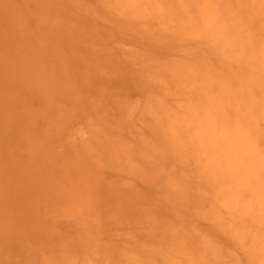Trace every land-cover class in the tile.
I'll return each instance as SVG.
<instances>
[{
    "label": "rangeland",
    "instance_id": "obj_1",
    "mask_svg": "<svg viewBox=\"0 0 264 264\" xmlns=\"http://www.w3.org/2000/svg\"><path fill=\"white\" fill-rule=\"evenodd\" d=\"M261 18L263 0H0V264H264L242 191L264 188ZM213 26L259 49L230 58ZM203 136L245 148L247 178L196 170Z\"/></svg>",
    "mask_w": 264,
    "mask_h": 264
},
{
    "label": "bare ground",
    "instance_id": "obj_2",
    "mask_svg": "<svg viewBox=\"0 0 264 264\" xmlns=\"http://www.w3.org/2000/svg\"><path fill=\"white\" fill-rule=\"evenodd\" d=\"M215 1V0H214ZM249 5H251V3H254L255 0H246ZM264 2V0H263ZM137 3H142V0H137ZM246 6V5H243ZM249 8H245V10H248ZM229 12V11H228ZM245 12V11H244ZM243 12V13H244ZM251 11H246L245 14L248 17H252V20L255 22V15L250 13ZM230 13V12H229ZM244 14V15H245ZM212 14L208 13L205 15V22L211 21L213 22L212 18H211ZM258 20V19H256ZM237 21V20H236ZM240 21V20H239ZM260 22L264 23V19L261 18V20H259ZM241 22V21H240ZM214 23V22H213ZM242 23V22H241ZM252 24V23H251ZM210 26V25H209ZM223 32V33H222ZM252 32V30H251ZM231 33H227L225 31V29L223 28H216L215 26H213V29L210 30L209 32V36L212 42H216L215 44H213V46H219L220 43L222 45V50L224 52H226L225 54L227 56H229L230 58H243L246 59L250 54L255 53L259 47H257L255 44H253L252 46H249L248 44H243L242 39L239 36L238 32H233ZM225 37L227 38V40L225 39ZM228 41V42H227ZM221 62V61H220ZM236 69V68H235ZM248 76V74H247ZM259 82V81H258ZM257 82V83H258ZM243 83V82H242ZM248 83V82H247ZM256 83V82H255ZM245 84V83H243ZM261 85H259L260 87ZM250 87V86H249ZM255 87V86H254ZM246 88V87H245ZM263 89V88H262ZM263 95V94H262ZM253 110V109H252ZM255 110V109H254ZM250 116V115H249ZM253 116V115H252ZM251 117V116H250ZM213 118V117H212ZM241 122V119L239 120ZM243 123V122H241ZM245 124V123H244ZM248 124V123H247ZM246 124V125H247ZM235 125V124H234ZM249 125V124H248ZM247 125V126H248ZM262 125V124H261ZM168 126H170V128H173L172 123H169ZM243 126V125H242ZM254 126V125H253ZM253 126L251 128H253ZM223 127V126H222ZM244 127V126H243ZM241 128V127H240ZM248 128V127H247ZM243 129V128H242ZM166 131V130H165ZM262 131V130H261ZM264 131V129H263ZM244 132V131H243ZM245 133V132H244ZM243 133V134H244ZM256 133V132H255ZM259 133V132H258ZM263 133V132H262ZM85 134V133H84ZM210 134V133H209ZM208 134V135H209ZM253 134V133H251ZM212 135V134H211ZM209 135V136H211ZM246 135V134H245ZM264 135V134H263ZM200 136V132L199 129H195L190 135H189V140L193 141L194 139L199 138ZM250 136V133L249 135ZM254 136V135H253ZM208 137V136H207ZM213 135H212V139H213ZM225 137V136H224ZM227 137V136H226ZM252 137V136H251ZM231 138V136H230ZM243 138V137H242ZM260 138V137H258ZM216 139V138H215ZM229 139V138H228ZM227 139V140H228ZM244 139V138H243ZM250 139V138H249ZM257 139V137H256ZM203 141L206 142V148L205 150H199L197 148H195L192 152L193 156H195L196 161H198L199 163H201L203 165V163L205 165L203 166H196V170H198L199 172H203L206 171L208 174L216 176V178L220 181V182H224L225 179H223L222 177H224V175L230 173V169L235 171V174L239 175V179L240 178H247L246 175H248V173H251V164H254L253 160H251L248 157V154L244 151L245 148H243L241 145H238L236 148H233L231 151L226 144H221V142L218 140V138L216 139V141H210L208 138L204 137L201 139ZM231 140V139H230ZM234 140V139H232ZM240 140V139H239ZM259 140V139H258ZM261 142H263L262 139H260ZM244 141V140H243ZM242 141V142H243ZM258 142V141H257ZM256 142V143H257ZM263 144V143H262ZM260 145V144H259ZM258 145V146H259ZM264 145V144H263ZM261 146V145H260ZM233 147V146H232ZM263 147V146H261ZM261 152V151H260ZM259 166L256 164V169H258ZM239 171V172H236ZM232 178V177H231ZM242 179V180H243ZM250 180V181H249ZM249 182H246L249 185H252V188H247V189H243V192L248 193L249 195V203H257L258 205H261L264 207V188L261 187L260 185H254V182L251 181L253 180L252 177H249ZM238 181V180H237ZM239 182V181H238ZM216 185V184H214ZM240 185H243L242 182H240ZM217 187V186H216ZM219 187V186H218ZM233 187V186H232ZM235 187V186H234ZM246 198V197H245ZM147 207V206H146ZM248 217V216H247ZM254 217V216H253ZM255 218L256 215H255ZM253 219V218H252ZM191 236V235H189ZM188 236V237H189ZM106 251V249H105ZM75 258V257H74ZM71 260V256L69 258ZM68 259V260H69ZM77 259V258H75ZM264 261V258H261ZM69 260V261H70ZM74 260V259H73ZM79 260V259H78ZM75 261V260H74ZM73 261V262H74ZM72 263V261H70ZM79 263V261H76ZM88 262V261H87ZM107 262V261H106ZM85 264V261L83 262ZM108 263V262H107ZM121 263V262H120ZM130 263V262H129ZM73 264V263H72ZM77 264V263H76ZM82 264V263H81ZM119 264V263H118ZM261 264V263H260Z\"/></svg>",
    "mask_w": 264,
    "mask_h": 264
}]
</instances>
